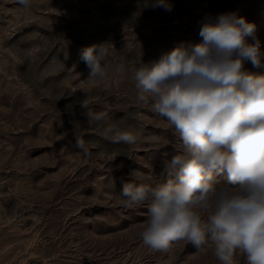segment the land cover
<instances>
[{
	"label": "rangeland",
	"instance_id": "obj_1",
	"mask_svg": "<svg viewBox=\"0 0 264 264\" xmlns=\"http://www.w3.org/2000/svg\"><path fill=\"white\" fill-rule=\"evenodd\" d=\"M169 2L171 12L149 7L134 19L145 0H33L28 9L0 0V264H220L211 244L151 249L139 237L146 205L125 208L119 198L132 170L142 174L135 182L154 183L183 151L151 102L138 101L133 68L141 56L199 42L206 13L254 23L264 53V0ZM95 44L102 78H89L80 59ZM244 68L264 76V67ZM104 113L100 128L88 124ZM107 122L135 129L137 142L106 139ZM216 179V187L227 182ZM235 261L247 264L239 251Z\"/></svg>",
	"mask_w": 264,
	"mask_h": 264
},
{
	"label": "clouds",
	"instance_id": "obj_2",
	"mask_svg": "<svg viewBox=\"0 0 264 264\" xmlns=\"http://www.w3.org/2000/svg\"><path fill=\"white\" fill-rule=\"evenodd\" d=\"M17 3L28 9L33 0ZM149 7L173 9L169 0H145L133 18ZM198 24L199 42L180 41L148 62L141 56L133 68L138 101L151 102L183 151L165 161L166 178L154 183L135 182L142 174L132 170L118 195L125 208L146 205L139 237L155 251L187 241L197 249L211 244L220 264H236L237 251L247 264H264V76L244 68L264 67V53L256 25L235 12L206 13ZM103 58L97 44L80 50L89 78L105 76ZM106 116H89L88 124L100 128ZM102 135L116 144L138 140L135 129L111 122ZM77 147H85L79 139ZM221 174L227 182L216 187Z\"/></svg>",
	"mask_w": 264,
	"mask_h": 264
}]
</instances>
